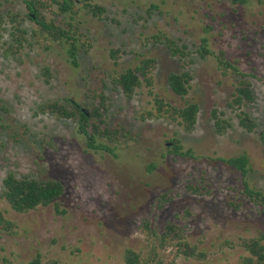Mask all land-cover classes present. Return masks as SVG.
<instances>
[{
    "label": "rangeland",
    "instance_id": "374dc122",
    "mask_svg": "<svg viewBox=\"0 0 264 264\" xmlns=\"http://www.w3.org/2000/svg\"><path fill=\"white\" fill-rule=\"evenodd\" d=\"M244 1L94 0L106 14L100 21L82 13L91 49L82 52L76 69L58 46L46 51L36 45L16 57L6 56L10 26L4 21L0 26V210L16 228L13 234L0 230V264H28L37 254L66 264H125L126 249L150 252L144 219L158 234L168 223L180 225L186 239L207 254L205 261L196 262L176 257L171 247L159 251L163 264H241L246 254L237 243L264 231V212L238 198L243 178L223 162L247 153L251 159L247 180L264 192V0ZM152 5L157 9L149 18ZM10 12L25 14L24 0H0V17L7 20ZM160 31L193 52L190 98L200 112L192 134L169 120L143 121L141 115L152 108L147 90H138L128 100L108 82L119 67L134 62L135 53L156 57L153 92L174 102L166 80L171 72H181L184 63L163 46L143 47L146 37ZM204 38L213 52H223L250 76L255 101L243 110L259 124L255 132L240 128L238 112L229 107L236 75H224L215 58L198 56ZM113 50L121 51L119 67L111 58ZM43 67L53 74L50 84L42 76ZM100 78L108 84L110 122L139 134V142L118 151V158L89 150L75 123L35 116L40 104L53 100L70 99L82 107L88 89H96ZM215 109L232 125L224 136L214 132ZM175 138L193 155H169L167 147ZM153 165L155 169L149 171ZM10 173L60 181L65 194L59 211L52 205L27 214L14 212L1 199L3 181ZM188 184H202L207 192L191 194ZM230 201L242 202V209L235 210Z\"/></svg>",
    "mask_w": 264,
    "mask_h": 264
},
{
    "label": "trees",
    "instance_id": "16d2710c",
    "mask_svg": "<svg viewBox=\"0 0 264 264\" xmlns=\"http://www.w3.org/2000/svg\"><path fill=\"white\" fill-rule=\"evenodd\" d=\"M234 4H244V0H232ZM26 13L10 12L5 17H0V26L7 22L10 26V41L4 43L6 56L16 57L28 48L38 45L46 51L58 46L64 50L67 62L73 67L80 65L79 58L84 52L89 53L91 39L84 32L85 22L82 13L93 19L102 20L106 9L94 2V0H24ZM157 6L152 5L147 11L150 18L152 11ZM29 23L30 28L27 27ZM156 48L163 46L173 59L184 63L185 67L179 73L171 72L167 77V85L174 97V102L167 101L153 92V74L157 67L158 59L148 55L135 53L134 62L127 67H119L118 60L120 50H113L111 58L115 66L119 67L108 76V82L115 91H120L128 100L133 99L138 90L146 89L151 98L152 108L146 110L141 119L145 120H169L176 122L186 134L194 133L200 112L199 104L192 98L190 93L193 89L194 75L191 66L194 64L193 52L188 50L185 44L174 39L170 35L160 31L146 37L143 47ZM201 59L213 57L217 60L219 69L224 75L233 73L236 75V86L233 99L229 107L233 109L238 119L240 128L248 133H253L259 124L243 110L255 101L250 76L244 74L236 65L226 59L223 52L215 53L211 50L209 40H201V46L197 51ZM42 76L46 84H50L53 74L49 67L42 68ZM108 84L100 78L96 89H88L87 99L81 107L70 99L64 101L53 100L37 107L35 116H49L56 120L71 121L77 125V134L85 141L86 147L97 153H105L118 158L117 152L128 148L133 143L139 142V134L133 133L126 125L117 123L113 125L109 119L111 108L110 97L107 95ZM214 132L217 136L226 135L232 127L229 120L223 118L224 114L218 110L212 111ZM261 139L264 142V134ZM180 139H171L167 153L172 156L190 157L191 151H184ZM223 162L232 170L241 174L243 188L238 192V198L264 212V192L254 188L247 180L251 171V159L247 153L237 157L225 159ZM155 166L149 167L153 171ZM1 199L10 208L19 214H27L40 207L46 208L54 205L59 211V201L65 194V187L60 181L39 180L36 178H18L10 173L3 181ZM187 191L194 195H202L207 192L206 187L188 184ZM166 196L163 197V199ZM229 206L235 210H241L243 203L230 201ZM64 214V213H63ZM16 225L4 217L0 210V230L13 234ZM144 234L151 247L150 252L144 255L133 249H126L124 254L125 264H163L159 251H167L169 248L176 250V257L186 260L203 262L207 254L200 250L197 245L191 244L185 237L184 230L175 223L166 224L163 232L158 234L152 229L150 220H143ZM246 256L241 257V264H264V231L256 237L243 238L236 245ZM173 261L170 264H173ZM28 264H66L58 259L45 260L41 254H37Z\"/></svg>",
    "mask_w": 264,
    "mask_h": 264
}]
</instances>
